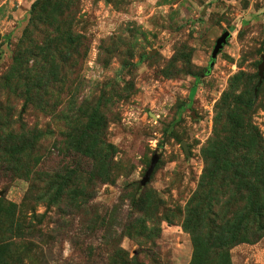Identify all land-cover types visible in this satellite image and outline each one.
I'll return each instance as SVG.
<instances>
[{
  "label": "rangeland",
  "instance_id": "1",
  "mask_svg": "<svg viewBox=\"0 0 264 264\" xmlns=\"http://www.w3.org/2000/svg\"><path fill=\"white\" fill-rule=\"evenodd\" d=\"M262 56L264 0H0V264H264Z\"/></svg>",
  "mask_w": 264,
  "mask_h": 264
},
{
  "label": "water",
  "instance_id": "2",
  "mask_svg": "<svg viewBox=\"0 0 264 264\" xmlns=\"http://www.w3.org/2000/svg\"><path fill=\"white\" fill-rule=\"evenodd\" d=\"M229 37V33L228 32H224V34L218 38V40L216 41V44L213 48L212 54H211V66L213 65V61L216 59L217 55L219 54V52L222 50L223 46L226 44V39ZM155 53V51L151 52V54ZM258 75H259V84H261V82L264 80V56H262V62L261 64L258 66ZM160 158V151H157L153 158L151 159V164L149 169L147 170L144 178L142 179V181L140 182L141 186H145L150 179V176L153 172V169L156 165V163L158 162Z\"/></svg>",
  "mask_w": 264,
  "mask_h": 264
},
{
  "label": "trees",
  "instance_id": "3",
  "mask_svg": "<svg viewBox=\"0 0 264 264\" xmlns=\"http://www.w3.org/2000/svg\"><path fill=\"white\" fill-rule=\"evenodd\" d=\"M36 6V2L33 4V8ZM194 93H195V88H193L192 89V92H191V95L193 96L194 95ZM252 239H255V237L254 238H252Z\"/></svg>",
  "mask_w": 264,
  "mask_h": 264
}]
</instances>
